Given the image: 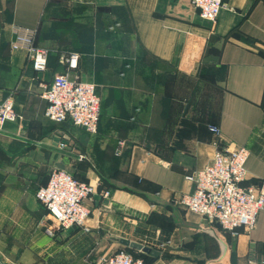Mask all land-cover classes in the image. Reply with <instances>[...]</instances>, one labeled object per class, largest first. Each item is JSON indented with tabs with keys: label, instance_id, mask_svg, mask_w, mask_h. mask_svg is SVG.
<instances>
[{
	"label": "crops",
	"instance_id": "0c3cea01",
	"mask_svg": "<svg viewBox=\"0 0 264 264\" xmlns=\"http://www.w3.org/2000/svg\"><path fill=\"white\" fill-rule=\"evenodd\" d=\"M13 24L37 28L47 70L12 50ZM68 51L101 97L96 133L45 116L41 83L65 70ZM0 96L23 116L0 129L2 261L105 264L121 249L146 264L264 261V209L232 234L180 204L186 175L217 150L212 125L223 144L249 149L244 184L264 181V0H224L213 28L191 0H0ZM54 168L98 193L84 226L51 236L36 191Z\"/></svg>",
	"mask_w": 264,
	"mask_h": 264
},
{
	"label": "built area",
	"instance_id": "2783aa9c",
	"mask_svg": "<svg viewBox=\"0 0 264 264\" xmlns=\"http://www.w3.org/2000/svg\"><path fill=\"white\" fill-rule=\"evenodd\" d=\"M203 20L212 28L217 23L224 0H191ZM119 23L112 26L115 30ZM12 50H23L31 60L36 72L48 69L49 50L36 44L37 28L13 24ZM80 53L68 51L61 54L65 65L63 72L54 75L50 83H41L40 96L47 101L45 116L56 123L72 122L87 132L96 133L101 116V97L94 82L81 79L78 73ZM23 120L15 109L12 96H0V129L7 122ZM210 130L221 136L220 128L210 126ZM216 140L217 150L206 166L187 174L186 179L193 184L191 192L183 193L180 204L186 210L201 214L210 222L218 223L222 229L237 234L240 229L251 231L256 226L258 216L264 209V181L259 185H245L246 161L249 149L245 146L230 148ZM65 147V142L60 143ZM98 193L96 184L77 178L63 168L52 169L49 180L36 191V197L51 219L46 232L56 236L59 232L76 226H84L90 216L85 201ZM102 195L107 197L108 191ZM0 264H21L19 261H2ZM105 264H146L126 249L111 255ZM251 264H264L263 260Z\"/></svg>",
	"mask_w": 264,
	"mask_h": 264
},
{
	"label": "water",
	"instance_id": "95a60500",
	"mask_svg": "<svg viewBox=\"0 0 264 264\" xmlns=\"http://www.w3.org/2000/svg\"><path fill=\"white\" fill-rule=\"evenodd\" d=\"M123 243H124L126 246H130V247H133V248H137V249L142 250V251H145V252H152V253H155V252L152 251L150 248L145 247V246H142L141 244H138V243H135V242H130V241H128V240H124Z\"/></svg>",
	"mask_w": 264,
	"mask_h": 264
},
{
	"label": "rangeland",
	"instance_id": "374dc122",
	"mask_svg": "<svg viewBox=\"0 0 264 264\" xmlns=\"http://www.w3.org/2000/svg\"><path fill=\"white\" fill-rule=\"evenodd\" d=\"M112 26H110V28H111ZM47 211V210H46ZM50 221H51V219L48 217V212H47V220H45L44 221V223H45V225H44V227H43V229H44V231L46 232V228L48 227V223H50ZM47 233V232H46ZM139 255V254H138ZM141 258H143V257H141ZM143 260H144V258H143ZM145 261V260H144Z\"/></svg>",
	"mask_w": 264,
	"mask_h": 264
},
{
	"label": "trees",
	"instance_id": "16d2710c",
	"mask_svg": "<svg viewBox=\"0 0 264 264\" xmlns=\"http://www.w3.org/2000/svg\"><path fill=\"white\" fill-rule=\"evenodd\" d=\"M134 254V253H133ZM134 256H136V257H141V255H138V254H134Z\"/></svg>",
	"mask_w": 264,
	"mask_h": 264
}]
</instances>
